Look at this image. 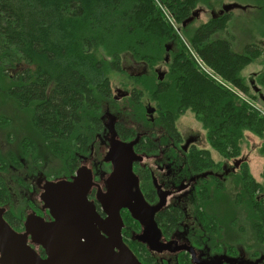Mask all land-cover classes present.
<instances>
[{"label": "trees", "instance_id": "obj_1", "mask_svg": "<svg viewBox=\"0 0 264 264\" xmlns=\"http://www.w3.org/2000/svg\"><path fill=\"white\" fill-rule=\"evenodd\" d=\"M243 1L241 10L254 12L251 21L264 41V0ZM222 3L0 0V130L4 139L35 153L41 140L53 155L54 140L72 143L74 136L85 133L78 126L86 119L97 123L100 104L111 99V74H123L124 63L129 62L128 67L136 63L145 68L141 76L149 79L135 81V91L149 93L159 120L172 134L177 133V118L190 112L215 153L224 159L240 156L246 135L264 137V116L248 100H259L258 93L241 75L245 66L262 55L261 43L248 42L243 52H237L231 40L212 37L225 32L232 12L240 9L222 13ZM202 8L210 13L208 21L193 30L190 25L195 20L182 27V22ZM190 50L230 89L202 71ZM160 66L166 68L163 80L153 85ZM254 81L259 92L264 90V70ZM134 108L140 113L139 106ZM25 135L29 140L23 145ZM259 150L264 158V141ZM208 154L203 151L202 155L208 159ZM11 159L15 160L12 151ZM0 165L5 161L0 160ZM242 177H237V190L243 189L237 191L236 203L244 204L256 246L264 247V164L261 182L254 180L247 165ZM178 216V211L171 215L175 221Z\"/></svg>", "mask_w": 264, "mask_h": 264}, {"label": "flooded vegetation", "instance_id": "obj_2", "mask_svg": "<svg viewBox=\"0 0 264 264\" xmlns=\"http://www.w3.org/2000/svg\"><path fill=\"white\" fill-rule=\"evenodd\" d=\"M160 74L157 73L156 80H151L153 85L163 80ZM127 78L131 82L122 84L115 90L110 83L111 99L100 104L97 123L91 124L89 117L83 125L78 126L84 127L85 133H81L84 136H74V141L68 144L61 143L60 139L54 140L55 158L52 166L45 164L48 162H45L44 157L29 161L25 154L19 159L15 156V164L9 165L13 162L11 151L4 159L0 157L1 161H5L4 166L0 165L2 232L9 229L32 251L29 255H35L42 262L46 261L48 254L35 242L31 233L32 227H28L29 220L34 223L52 221L41 200L45 184L70 180L81 167H86L92 176L87 199L101 218L106 217L98 197L106 193V182L112 172V165L104 161L110 144V114L115 119V140L123 143L137 140L132 150L141 160L132 162V173L137 178L144 201L150 206H156L162 197L164 199V205L153 216L159 231L158 242L164 245L162 252L152 251L147 243L140 242L137 236L143 233V226L131 218L126 209L119 212L122 220V242L140 264H172L173 261L177 264H213L219 255L248 258L247 255H259L260 250L264 253L263 247H255L256 251L253 252L247 245L243 247L238 239L228 238L224 234L222 212L214 201L215 195L225 190L228 179L231 182L238 181L237 177L242 180L243 168L248 166L247 157H243L241 153L238 157L223 158L224 162L217 163L215 155H212L213 150L210 146L207 149L202 145L199 135L184 137L177 127V133L172 134L159 120L156 104L154 107L150 105L149 93L135 91L138 87L135 81L149 78L141 75ZM146 95L148 98L145 102L141 101ZM135 104L141 108L140 113L143 112L144 120L147 121L140 131L132 127L130 122L133 120L130 109H134ZM28 140V136H23L22 144H28ZM203 151L209 152L208 159L202 155ZM186 203L192 205L194 214L189 225L188 214L184 208ZM177 211L179 216L175 221L171 215ZM248 219L249 237H253V243L257 244L251 228L252 222ZM191 255H194V260ZM0 264L27 262L8 256L0 250Z\"/></svg>", "mask_w": 264, "mask_h": 264}, {"label": "water", "instance_id": "obj_3", "mask_svg": "<svg viewBox=\"0 0 264 264\" xmlns=\"http://www.w3.org/2000/svg\"><path fill=\"white\" fill-rule=\"evenodd\" d=\"M236 8L244 7L235 3L227 4L223 5L221 12ZM200 14L201 10H195L191 17L182 22V27L198 19ZM166 50H169L168 46ZM253 90L259 93L257 87ZM259 99L264 103L263 94H259ZM114 120L109 114L110 144L104 157V161L112 165V172L106 182V193L98 197L106 217L101 218L94 205L88 201L87 192L92 176L86 167H81L70 180L45 184L41 200L52 221L34 223L29 220L28 227H32L35 242L47 252V260L42 262L35 255H29L32 251L24 241L9 229L2 232L0 226V250L4 254L24 259L27 264H140L120 237L122 220L119 212L122 209H126L143 226V233L137 236L140 242L147 243L152 251L164 250V245L158 242L159 231L153 220L155 212L164 205V199L162 197L156 206H150L144 201L137 178L132 173V162L141 160L132 150L137 140L129 143L115 140ZM191 257L194 260V255ZM263 262L264 253L255 260L219 255L213 264Z\"/></svg>", "mask_w": 264, "mask_h": 264}, {"label": "rangeland", "instance_id": "obj_4", "mask_svg": "<svg viewBox=\"0 0 264 264\" xmlns=\"http://www.w3.org/2000/svg\"><path fill=\"white\" fill-rule=\"evenodd\" d=\"M222 4H238L240 6L243 5L244 1L243 0H222ZM214 8H217L213 4ZM197 9H201L200 6L197 7ZM204 9V8H202ZM253 11L247 10H241V9H236L232 12V16L230 21L228 22L227 30L225 32H218L213 38L216 37H221V38H226L231 40L232 45L234 49L237 52H243V48L246 44H249L248 42H260L261 43V53L262 55L251 62L249 65L245 66L243 70L241 71L242 77L245 78L246 82L248 85L251 87V90L255 93L253 90L255 85V76L260 73L261 71L264 70V41L260 40V36L258 35V32L256 31V28L254 29V22L251 21V16H253ZM210 18V13L204 9V11H201L200 17L196 19L191 25L190 29H195L198 27L200 24L208 21ZM169 23L172 24V19H168ZM183 42L186 44H189L187 39L183 36L181 38ZM125 68H124V73H113L111 74L110 78V83L113 89L119 88L122 84L129 83L131 81L128 80L127 76H135V75H141V73H146L145 68H142L139 64L133 63L130 64L132 65L131 67L129 66V62L124 63ZM166 71V68L164 66H160L158 71H156V76L157 73H164ZM260 89V88H259ZM118 90H116L117 93ZM251 91V93H253ZM259 94L264 95V90L261 88L260 92L258 93V98ZM242 97V96H241ZM244 98H247L246 96L243 95ZM145 98V99H144ZM141 101L145 102V100L148 98V95H146ZM249 102L251 103L250 107L255 110L256 106L258 107L260 112H264V109L262 107L263 102L259 99L256 101H252L248 99ZM9 103V102H8ZM151 106H155V103L151 101L150 103ZM4 108H8V106H4ZM135 108L130 109V116L133 119L131 122V126L134 127L137 131L141 130V127H143V124H146L147 121L144 120V115L143 112L139 113ZM135 120V121H134ZM128 122V121H127ZM176 127L180 131V133L186 137L188 135H199L201 139V143L204 147L209 149V144L205 139V132L202 129L201 125L195 120L194 116L190 112H186L184 115L180 116L176 120ZM264 141V137L262 139H259L253 135H246L245 140L243 141L242 144V149L241 153L243 157H247V164L249 167V172L253 176L255 181L261 182V174H262V167H263V155L260 152L259 148L261 147L262 142ZM36 150L37 152H33L30 149H21L19 147L18 143L13 142V144H8V142L4 139L3 133L0 130V157L5 158L8 154L9 151L14 152L15 156L17 159L21 158L23 154L26 156H29V161H37L39 158L42 156H45L48 159H45V163L47 165L52 166L53 165V158L55 156L52 155L51 151L45 146V143H43L41 140H39L38 143H36ZM212 155L214 156L215 161L218 163L224 162L225 160L221 157H216L219 156L216 153L212 151ZM62 159V158H61ZM13 162H10L9 165L15 164L14 160ZM62 162V160H61ZM233 181V180H232ZM237 181V180H236ZM234 180V182H231V179L227 180V184L225 187V190L216 194L214 201L216 205L219 207L221 210L222 214L221 219L222 224L224 226L225 232L224 234L228 238H233L234 240L238 239L239 243L244 245H247L248 248H250L253 252L256 251L255 246L256 244L254 242L253 237H249L250 233L248 231V228L250 225L247 222V213L245 212L244 209V204L241 203L239 206L236 203L238 201V192L237 191H242L243 187L240 186L239 189L237 190V182ZM213 195V194H212ZM185 210L188 214V219L187 223L189 225V220L194 217V214H192L193 209L192 205L186 203L185 205ZM203 216V213H201ZM132 218V217H131ZM246 230V231H245ZM253 233V232H252ZM259 248V247H257ZM264 249V247H263ZM263 254V250H260L259 255H255V257L249 258L247 255V259H258L261 255ZM172 264H177V262H172ZM264 264V263H263Z\"/></svg>", "mask_w": 264, "mask_h": 264}, {"label": "built area", "instance_id": "obj_5", "mask_svg": "<svg viewBox=\"0 0 264 264\" xmlns=\"http://www.w3.org/2000/svg\"><path fill=\"white\" fill-rule=\"evenodd\" d=\"M172 26L175 28V26H174L173 23H172ZM188 49H189V48H188ZM190 53H191L192 57L196 60L197 64H198L199 67L202 69V71H204L206 74H208V75L210 76V78H212L213 80H215L217 83H219V84H221V85H223V86L229 88L228 85H225V84H224L222 81H220L216 76H214V75H212L211 73H209V72L207 71V69H206L202 64L199 63V61H198L197 58L194 56V54L192 53L191 50H190ZM229 89H230V88H229ZM240 97H241V96H240ZM241 98H242V97H241ZM255 110L258 111V112H260L257 106H256ZM260 113L264 116V112H260Z\"/></svg>", "mask_w": 264, "mask_h": 264}]
</instances>
